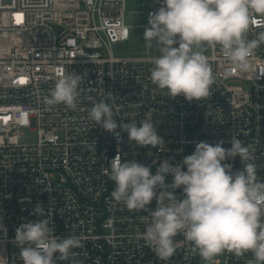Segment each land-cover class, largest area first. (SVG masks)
<instances>
[{
    "label": "built area",
    "instance_id": "2783aa9c",
    "mask_svg": "<svg viewBox=\"0 0 264 264\" xmlns=\"http://www.w3.org/2000/svg\"><path fill=\"white\" fill-rule=\"evenodd\" d=\"M150 12L162 6L151 0ZM127 0H0V264H23L15 243L16 229L41 219L39 203L51 219L54 236H75L82 247L58 264H205L186 259L189 245L177 236L176 252L161 261L140 234L150 220L129 210L111 193L107 172L117 155L136 160L155 174L165 159L174 165L195 150L196 142L214 145L232 135L254 152L258 179L264 181V45L254 50L249 72H236L219 48L209 47L215 77L208 98L188 101L169 97L151 82L152 58L118 57L114 46L129 39ZM254 19L258 17L253 14ZM258 29L252 26L249 39ZM155 45V42H153ZM82 77L75 110L44 100L60 75ZM109 103L118 125L152 113L164 146H137L119 127L109 133L89 113L94 103ZM25 130L37 134L22 143ZM233 170L243 165L227 160ZM171 178H169L170 180ZM182 198V189L176 190ZM153 200L149 208L155 210ZM58 255V254H57ZM252 253L225 251L212 264H251Z\"/></svg>",
    "mask_w": 264,
    "mask_h": 264
},
{
    "label": "clouds",
    "instance_id": "9594fccd",
    "mask_svg": "<svg viewBox=\"0 0 264 264\" xmlns=\"http://www.w3.org/2000/svg\"><path fill=\"white\" fill-rule=\"evenodd\" d=\"M161 4L149 13L143 34L146 45L159 52L152 58L150 72L157 89L188 101L210 97L215 77L205 54L209 47L219 46L236 72L253 70V52L264 45V0H161ZM253 25L260 30L249 39ZM81 80L74 72L62 73L45 106L62 103L75 110ZM89 116L109 133L119 127L137 146H164L150 112L139 123L118 125L112 106L101 100ZM224 143L196 142L194 152L181 163L165 159L155 174L136 160L122 163L119 155L110 161L107 174L115 183L111 196L129 210L147 213L150 220L140 238L159 260L173 257L179 235L189 245L186 259L198 254L211 264L225 251L238 257L251 252V264H264V181L258 179L254 152L238 134L232 135L230 148H224ZM236 157L243 167L234 171L226 161ZM177 189H182V198L177 197ZM153 200L155 210L149 208ZM32 214L41 219L16 229L23 264L69 261L72 250L82 247L78 237L54 236L51 219L39 203ZM0 231H6L3 220Z\"/></svg>",
    "mask_w": 264,
    "mask_h": 264
},
{
    "label": "rangeland",
    "instance_id": "374dc122",
    "mask_svg": "<svg viewBox=\"0 0 264 264\" xmlns=\"http://www.w3.org/2000/svg\"><path fill=\"white\" fill-rule=\"evenodd\" d=\"M151 5V0H127L125 5V23L129 27L130 37L128 40L114 46V54L116 56L144 58L159 55L158 50L149 48L143 39L145 28L148 27V12L152 7ZM207 53H209V48L205 54ZM24 133L25 135L21 139L22 143H34L37 141L35 132L25 130ZM205 264H209V262H205Z\"/></svg>",
    "mask_w": 264,
    "mask_h": 264
}]
</instances>
